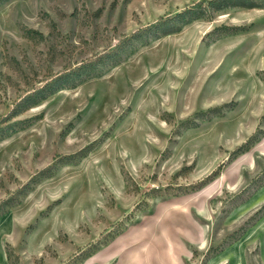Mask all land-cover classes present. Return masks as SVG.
I'll use <instances>...</instances> for the list:
<instances>
[{
	"label": "rangeland",
	"instance_id": "rangeland-1",
	"mask_svg": "<svg viewBox=\"0 0 264 264\" xmlns=\"http://www.w3.org/2000/svg\"><path fill=\"white\" fill-rule=\"evenodd\" d=\"M199 1L0 0V264L240 263L264 7Z\"/></svg>",
	"mask_w": 264,
	"mask_h": 264
},
{
	"label": "crops",
	"instance_id": "crops-1",
	"mask_svg": "<svg viewBox=\"0 0 264 264\" xmlns=\"http://www.w3.org/2000/svg\"><path fill=\"white\" fill-rule=\"evenodd\" d=\"M264 201V187L261 188L253 197V201L251 203V207L253 208L257 206L259 203ZM262 232V234H260ZM255 241L259 242V261L264 263V219L259 222H257L255 225L251 226L248 228L245 233L241 236L240 239H238L235 242V246L239 247L242 249L243 254L242 257L240 258V263L239 264H249L248 258H247V247H249L251 244H253ZM235 247V248H236ZM234 249V248H233ZM228 249L225 251L224 254L220 256H215L211 259L209 264H221L225 260H228L232 257L231 254L234 252L233 250Z\"/></svg>",
	"mask_w": 264,
	"mask_h": 264
},
{
	"label": "trees",
	"instance_id": "trees-1",
	"mask_svg": "<svg viewBox=\"0 0 264 264\" xmlns=\"http://www.w3.org/2000/svg\"><path fill=\"white\" fill-rule=\"evenodd\" d=\"M264 7V0H209L207 5L202 1H199L192 6L186 8L184 11L178 13L179 15L190 17H200L204 14L211 13L212 11L221 10L227 7ZM174 30V27L165 29V33H170Z\"/></svg>",
	"mask_w": 264,
	"mask_h": 264
}]
</instances>
